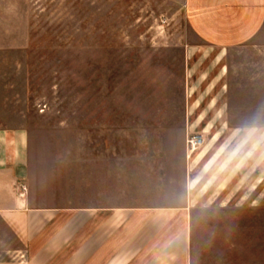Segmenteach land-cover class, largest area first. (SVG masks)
<instances>
[{"label":"rangeland","instance_id":"374dc122","mask_svg":"<svg viewBox=\"0 0 264 264\" xmlns=\"http://www.w3.org/2000/svg\"><path fill=\"white\" fill-rule=\"evenodd\" d=\"M200 44L187 0H0V128L27 130L34 186L62 207L183 204L189 156L217 136L252 194L194 210L192 264H264V133L192 129L219 91ZM248 54L224 59L228 104L234 123L264 126ZM15 242L0 222V263Z\"/></svg>","mask_w":264,"mask_h":264},{"label":"crops","instance_id":"0c3cea01","mask_svg":"<svg viewBox=\"0 0 264 264\" xmlns=\"http://www.w3.org/2000/svg\"><path fill=\"white\" fill-rule=\"evenodd\" d=\"M187 11L202 41L198 52L211 54L209 68L219 70L212 76L213 90L219 91L203 96L208 106L196 109L192 129L264 133L262 124L234 123L224 76L229 73L225 57L243 50L250 53V68L260 70L250 75V83L264 82V0H187ZM217 138L189 156L183 204L62 207L47 203L34 186L27 130L0 128V222L17 243L6 246L10 260L0 264H192L194 210L215 202L227 206L240 187L250 188L248 176L245 186L238 183L235 149Z\"/></svg>","mask_w":264,"mask_h":264},{"label":"built area","instance_id":"2783aa9c","mask_svg":"<svg viewBox=\"0 0 264 264\" xmlns=\"http://www.w3.org/2000/svg\"><path fill=\"white\" fill-rule=\"evenodd\" d=\"M203 137L200 135H195L190 139V148L192 150H196L198 147H200L203 144Z\"/></svg>","mask_w":264,"mask_h":264}]
</instances>
